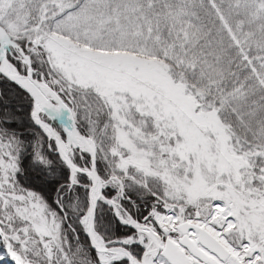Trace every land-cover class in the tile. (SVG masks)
<instances>
[{"label": "snow or ice", "instance_id": "obj_1", "mask_svg": "<svg viewBox=\"0 0 264 264\" xmlns=\"http://www.w3.org/2000/svg\"><path fill=\"white\" fill-rule=\"evenodd\" d=\"M0 264H264V0H0Z\"/></svg>", "mask_w": 264, "mask_h": 264}]
</instances>
